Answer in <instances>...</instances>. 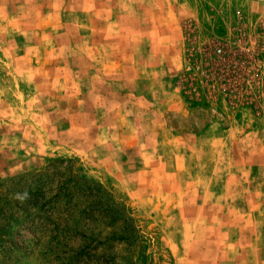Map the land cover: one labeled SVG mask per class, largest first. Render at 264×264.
Instances as JSON below:
<instances>
[{"label": "rangeland", "instance_id": "1", "mask_svg": "<svg viewBox=\"0 0 264 264\" xmlns=\"http://www.w3.org/2000/svg\"><path fill=\"white\" fill-rule=\"evenodd\" d=\"M102 193L151 264H264V0H0V264Z\"/></svg>", "mask_w": 264, "mask_h": 264}, {"label": "trees", "instance_id": "2", "mask_svg": "<svg viewBox=\"0 0 264 264\" xmlns=\"http://www.w3.org/2000/svg\"><path fill=\"white\" fill-rule=\"evenodd\" d=\"M47 180V178L38 175L35 182L32 183L36 192L28 190L30 198L20 203L21 212L25 216L30 215L23 210L35 208L39 212L37 216L42 218L47 211L54 212L55 206L52 204H56L55 199L65 197L53 194L51 198H45L46 191L40 189H43V184L49 182ZM40 191L41 193H39ZM93 196L97 197L85 203V234L84 231L68 232V230L58 227V224L55 223L56 220L49 219L50 222H48L46 218L42 222L38 230L45 239L44 245L47 252L52 254L54 259L67 264L71 258L70 252H73L69 247L74 239L79 238V241L85 242V248L83 247L85 249V264H151L149 254L142 253L143 235L139 233L133 219L125 209L115 205L105 193ZM45 223H50L53 227L48 228ZM57 249L61 250L57 251ZM77 254L78 252L73 253L74 256ZM142 258L145 261L143 263L141 262Z\"/></svg>", "mask_w": 264, "mask_h": 264}, {"label": "clouds", "instance_id": "3", "mask_svg": "<svg viewBox=\"0 0 264 264\" xmlns=\"http://www.w3.org/2000/svg\"><path fill=\"white\" fill-rule=\"evenodd\" d=\"M16 198L20 199L21 202H23L26 199H29L30 198L29 191L25 189L23 192L16 193Z\"/></svg>", "mask_w": 264, "mask_h": 264}]
</instances>
